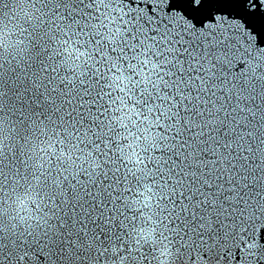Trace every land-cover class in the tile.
I'll return each instance as SVG.
<instances>
[{
  "label": "snow or ice",
  "instance_id": "obj_1",
  "mask_svg": "<svg viewBox=\"0 0 264 264\" xmlns=\"http://www.w3.org/2000/svg\"><path fill=\"white\" fill-rule=\"evenodd\" d=\"M0 264H264V0H0Z\"/></svg>",
  "mask_w": 264,
  "mask_h": 264
}]
</instances>
